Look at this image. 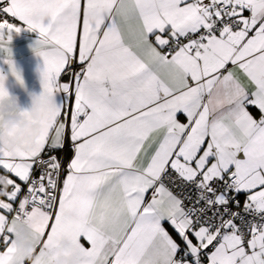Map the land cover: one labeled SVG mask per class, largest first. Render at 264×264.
<instances>
[{
  "label": "snow or ice",
  "instance_id": "snow-or-ice-1",
  "mask_svg": "<svg viewBox=\"0 0 264 264\" xmlns=\"http://www.w3.org/2000/svg\"><path fill=\"white\" fill-rule=\"evenodd\" d=\"M25 28L59 102L31 148L0 146V264H26L17 222L34 264H67L62 240L76 264H264V0H0L21 84Z\"/></svg>",
  "mask_w": 264,
  "mask_h": 264
},
{
  "label": "clouds",
  "instance_id": "clouds-1",
  "mask_svg": "<svg viewBox=\"0 0 264 264\" xmlns=\"http://www.w3.org/2000/svg\"><path fill=\"white\" fill-rule=\"evenodd\" d=\"M40 22V18H35ZM11 35V34H9ZM13 38V35L11 36ZM29 107L27 116L20 113L25 109L22 107L19 97H6L0 104V146L9 151L17 147L28 150L41 135L39 123L46 117H50L56 110L57 98L55 95L45 91L28 93ZM9 177L0 174V198L10 195ZM40 237L30 227V222H17L14 225V237L12 247L15 255L22 258L26 264H34L37 245ZM78 247L70 240H62L57 246V255L67 264H76Z\"/></svg>",
  "mask_w": 264,
  "mask_h": 264
},
{
  "label": "crops",
  "instance_id": "crops-1",
  "mask_svg": "<svg viewBox=\"0 0 264 264\" xmlns=\"http://www.w3.org/2000/svg\"><path fill=\"white\" fill-rule=\"evenodd\" d=\"M37 39V32L29 31L25 28L19 33H14L13 38L10 41L9 47L12 53V63L16 71L22 77V84L17 81L16 77L12 74L9 64L5 61L4 54L0 53V75L5 77L4 86L10 96L19 97L22 107L26 109L30 106L28 93L40 92L43 90L41 71L44 64L42 58L33 50ZM62 79L67 80L68 77L64 76ZM56 98L57 102H59V97L57 96ZM253 114L258 115L255 111H253ZM181 122H186L183 117H181ZM68 155L71 156L72 153L69 152ZM241 197L244 200V196L241 195ZM165 227L168 228V225L166 224ZM168 230L170 232L172 231L170 228H168ZM82 243H85V246H88L86 241L82 240Z\"/></svg>",
  "mask_w": 264,
  "mask_h": 264
},
{
  "label": "built area",
  "instance_id": "built-area-1",
  "mask_svg": "<svg viewBox=\"0 0 264 264\" xmlns=\"http://www.w3.org/2000/svg\"><path fill=\"white\" fill-rule=\"evenodd\" d=\"M58 155H62V153H58ZM170 188H172V190L177 193V194H180V190L172 185H169ZM192 195L195 196V192H192ZM238 199L241 201V204H243V198L240 196L238 197ZM187 203V201H185Z\"/></svg>",
  "mask_w": 264,
  "mask_h": 264
}]
</instances>
